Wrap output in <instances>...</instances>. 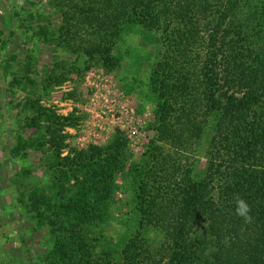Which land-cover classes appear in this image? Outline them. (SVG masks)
Here are the masks:
<instances>
[{"label": "trees", "instance_id": "16d2710c", "mask_svg": "<svg viewBox=\"0 0 264 264\" xmlns=\"http://www.w3.org/2000/svg\"><path fill=\"white\" fill-rule=\"evenodd\" d=\"M59 1V25L34 35L71 55L115 69L117 45L135 31L166 50L147 80L157 138L139 164H127L119 135L63 156L65 130L81 117L37 108L61 194L34 191L26 205L54 240L41 264H264V0ZM7 44L0 39V51ZM187 151L202 169V160L176 157ZM237 196L251 205V222L235 214ZM117 214L137 228L117 234ZM151 233L164 238L156 250ZM115 235L118 245L97 255L100 239Z\"/></svg>", "mask_w": 264, "mask_h": 264}, {"label": "rangeland", "instance_id": "374dc122", "mask_svg": "<svg viewBox=\"0 0 264 264\" xmlns=\"http://www.w3.org/2000/svg\"><path fill=\"white\" fill-rule=\"evenodd\" d=\"M59 3L0 0V39L8 41L0 51V264L7 261L5 258L14 264H30L33 259L36 264L44 263L54 245L48 227L26 207L34 191L61 197L55 188L54 173L48 169L53 157L42 135L45 129L40 128L46 120L38 116L37 108L81 117L77 127L65 130L69 147L63 156L71 148L106 146L119 135L126 142L125 158L130 166L142 161L149 144L157 138L155 101L146 98L147 80L166 46L145 42L138 31L125 34V41L116 50L119 65L112 70L97 60L71 55L56 39L34 35L38 25L56 29L60 23ZM64 68L66 81L59 84ZM36 140L43 147L33 145ZM15 148L20 149L18 157L12 155ZM176 157L184 166L202 160L200 168L204 167V159L196 151L180 152ZM137 226L138 222L127 215L117 214L111 227L118 234L125 227L135 230ZM151 234V246L156 250L164 238ZM24 237L26 241H22ZM114 237L100 239L97 255L118 245V235ZM27 242L30 255L26 254Z\"/></svg>", "mask_w": 264, "mask_h": 264}, {"label": "clouds", "instance_id": "9594fccd", "mask_svg": "<svg viewBox=\"0 0 264 264\" xmlns=\"http://www.w3.org/2000/svg\"><path fill=\"white\" fill-rule=\"evenodd\" d=\"M235 214L241 217L245 222H251L253 217L251 215V205L243 198L237 196L235 198Z\"/></svg>", "mask_w": 264, "mask_h": 264}, {"label": "built area", "instance_id": "2783aa9c", "mask_svg": "<svg viewBox=\"0 0 264 264\" xmlns=\"http://www.w3.org/2000/svg\"><path fill=\"white\" fill-rule=\"evenodd\" d=\"M92 75H95V73L93 72ZM105 102L109 103V100L105 98ZM124 109V107H122Z\"/></svg>", "mask_w": 264, "mask_h": 264}]
</instances>
